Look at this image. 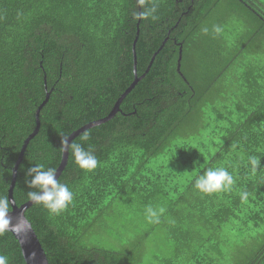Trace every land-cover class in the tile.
Segmentation results:
<instances>
[{
  "label": "trees",
  "instance_id": "16d2710c",
  "mask_svg": "<svg viewBox=\"0 0 264 264\" xmlns=\"http://www.w3.org/2000/svg\"><path fill=\"white\" fill-rule=\"evenodd\" d=\"M139 11L147 15L137 19ZM136 77L112 118L71 140L98 160L81 169L68 150L57 178L71 204L59 214L36 203L25 212L49 264H264L257 0H0V196L8 198L47 93L16 170L17 206L37 190L27 170L57 171L62 138L108 117ZM218 167L233 175L231 191L194 187ZM149 206L165 209L159 224L146 220ZM127 217L131 224L116 230ZM0 255L26 264L9 231Z\"/></svg>",
  "mask_w": 264,
  "mask_h": 264
},
{
  "label": "clouds",
  "instance_id": "9594fccd",
  "mask_svg": "<svg viewBox=\"0 0 264 264\" xmlns=\"http://www.w3.org/2000/svg\"><path fill=\"white\" fill-rule=\"evenodd\" d=\"M139 3L142 5L144 0H139ZM146 15V12H138L135 14V17L139 19ZM203 31L206 33L207 29L205 28ZM215 31L219 33L221 28L216 26ZM81 140H89V134L87 132L83 133ZM60 149L61 151L70 149L74 155L75 162L81 169L91 171L98 165V160L91 150H85L80 143H70L68 136L62 138ZM249 162L253 169L259 166V160L255 157H249ZM26 175L31 177L27 181L28 187L37 189L27 193L29 201L42 204L54 214H59L65 210L73 201V192L67 184L61 183L57 178L56 169L48 168L45 170L43 165H36L30 167ZM234 183L233 175L225 168L218 167L214 169L209 168L202 175L197 176L194 187L203 193L211 194L231 191ZM248 195L246 191L240 193L242 200H246ZM12 203L6 196H0V235L5 231H12L17 236H20L31 226L27 218H21L14 222L13 217L9 215ZM164 212L165 209L163 207L154 209L149 206L146 209V220L149 223L159 224L160 216ZM0 264H8L6 256L0 255Z\"/></svg>",
  "mask_w": 264,
  "mask_h": 264
},
{
  "label": "water",
  "instance_id": "95a60500",
  "mask_svg": "<svg viewBox=\"0 0 264 264\" xmlns=\"http://www.w3.org/2000/svg\"><path fill=\"white\" fill-rule=\"evenodd\" d=\"M140 10V9H139ZM140 12V11H139ZM138 30H137V36H138ZM137 37L136 39L134 40V43H133V46H132V52H133V56H134V63H136L135 61V45H136V42H137ZM181 50L179 51V62H178V69L180 67V60H181ZM155 57V56H154ZM154 60V58L152 59ZM136 74V73H135ZM141 78L139 77H136L133 84L130 86L129 89L126 90V92L121 96V98L117 101L113 111L108 115V117L104 118L103 120L101 121H98V122H95V123H92V124H89L88 126H86L85 128H82L80 131H77L75 133H73L70 137H69V142H71V140L77 136L80 132L84 131L86 128H90V127H93V126H96L102 122H105L106 120H109L110 118H112L114 116V114L118 111V108H119V104L121 102V100L129 93V91L132 89V87L134 85H136V83L140 80ZM49 93L46 94V98L44 100V102L42 103V105L38 108V110L36 111V127L33 131L32 134H30L28 136V138L25 140L22 148H21V151H20V154H19V157H18V160L16 162V165L15 167L13 168V179H12V182H11V185H10V189H9V195H8V198L10 201H12V209L9 213V215H11L14 219V222L18 219H21V218H26L25 217V212L26 210H28L33 204V202L31 201H28L26 202L25 204L21 205V206H17L16 203L14 202L13 200V188H14V183H15V177H16V170H17V167L22 159V156L24 154V151L26 149V146L29 142V140L35 136V134L38 132V129H39V126H40V123H39V111L40 109L47 103L48 99H49ZM62 160H61V163H60V166L58 167L57 171H56V176L58 177L59 173L61 172V170L64 168L65 164H66V161H67V156H68V150L67 151H62ZM28 221V220H27ZM31 225V224H30ZM11 232L14 237L17 239V241L19 242L20 244V247H21V250H22V254H23V257H24V260H25V263L26 264H49L48 262V259H47V256L32 228V226H30V228L27 229V231L23 232L20 236H17L14 232L12 231H9Z\"/></svg>",
  "mask_w": 264,
  "mask_h": 264
},
{
  "label": "rangeland",
  "instance_id": "374dc122",
  "mask_svg": "<svg viewBox=\"0 0 264 264\" xmlns=\"http://www.w3.org/2000/svg\"><path fill=\"white\" fill-rule=\"evenodd\" d=\"M257 1L260 4V6H262V5L264 6V0H257ZM250 59H252V58H250ZM131 222L132 221L128 217L126 219L118 218V219H116L114 225H115L116 230L120 231L119 230L120 225L128 226L129 224H131ZM157 244H158V246H157V252H158L160 249H162V246H161L162 242H157Z\"/></svg>",
  "mask_w": 264,
  "mask_h": 264
}]
</instances>
